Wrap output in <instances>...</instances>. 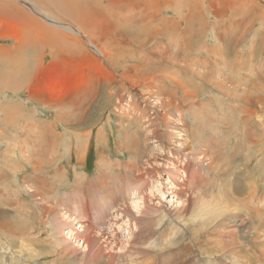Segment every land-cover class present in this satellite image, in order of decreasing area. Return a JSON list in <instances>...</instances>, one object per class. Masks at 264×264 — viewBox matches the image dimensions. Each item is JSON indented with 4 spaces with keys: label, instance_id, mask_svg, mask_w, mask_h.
I'll return each instance as SVG.
<instances>
[{
    "label": "rangeland",
    "instance_id": "obj_1",
    "mask_svg": "<svg viewBox=\"0 0 264 264\" xmlns=\"http://www.w3.org/2000/svg\"><path fill=\"white\" fill-rule=\"evenodd\" d=\"M179 262L264 264V0H0V264Z\"/></svg>",
    "mask_w": 264,
    "mask_h": 264
},
{
    "label": "bare ground",
    "instance_id": "obj_2",
    "mask_svg": "<svg viewBox=\"0 0 264 264\" xmlns=\"http://www.w3.org/2000/svg\"><path fill=\"white\" fill-rule=\"evenodd\" d=\"M194 21V20H193ZM69 31L71 32V33H74V34H78V32H77V30H75V29H69ZM156 49H158V47L156 48ZM162 49V48H161ZM204 49V48H203ZM203 49H202V52H203ZM163 51V50H162ZM159 52V54H156L155 55V58H156V60H157V64H160V63H162V61H163V55H162V52L159 50L158 51ZM158 52H156V53H158ZM203 55V54H202ZM211 55V54H210ZM174 57V56H173ZM207 59V58H206ZM177 65V64H176ZM161 65H155V67H153V68H151L150 70H151V73H154V72H159V71H161V70H163V69H161V67H160ZM175 68V67H174ZM180 69V68H179ZM179 69H177V70H179ZM149 70V71H150ZM228 72V71H227ZM143 74V73H142ZM163 76H165V74L163 75ZM173 76V75H172ZM176 76H178V74L177 75H175V77ZM166 77V76H165ZM157 79H160V80H162V79H164V78H161V77H155L154 78V82H157L158 80ZM150 81V80H149ZM172 81V87H170L169 86V88L171 89H174V92L173 93H169V91H167L166 89H165V87H163V86H154V85H152L151 86V90L152 89H155V91L156 92H153L154 94H155V96H157L158 97V95H159V93H161V96H162V94L163 95H169V97H168V99H166V100H162V99H158L157 101H156V107H154V108H152L153 110H156V109H158V108H160L162 111H164L165 113H167V112H169L170 110H177L178 108H179V106L182 104V102L184 101L183 100V97H186V96H182V98L181 97H179L178 96V92H177V88L180 86H178L173 80H171ZM152 83V81H150V83L149 84H151ZM153 84V83H152ZM148 86V85H147ZM147 90V89H146ZM166 93H168V94H166ZM187 93V92H186ZM180 95H182V93L180 94ZM194 95V94H193ZM164 97V96H163ZM189 102V101H188ZM182 106V105H181ZM179 112V111H178ZM157 114V113H156ZM192 116V115H191ZM154 118H155V121H156V118L157 117H155V114H154ZM159 118V117H158ZM193 118V117H192ZM144 119V118H143ZM159 120V119H158ZM169 120V119H168ZM163 121V120H162ZM179 121H182V115L180 116V113H178V117L175 119V122H179ZM132 124V123H131ZM162 124H164V126L162 125H160V123H159V125L161 126V127H166V128H172V126H168V123L166 122V120L162 123ZM166 124V125H165ZM175 127V126H174ZM186 133V132H185ZM178 134V136H182L183 138L185 137H188L187 135H189L190 136V133H186L185 135L184 134H180V131L177 133ZM147 135V134H146ZM180 140V139H179ZM219 141V140H218ZM184 142V141H183ZM256 142H257V140H256ZM196 144V143H195ZM253 145H255V144H253ZM188 145L186 144V146L185 145H183L182 146V144L180 145V146H178V145H176V148H175V151L177 152V151H179V149H181V150H184L186 147H187ZM189 147L190 146H188V149H189ZM163 149V148H162ZM200 150V149H199ZM231 151V150H230ZM201 152V151H200ZM207 152V151H206ZM205 151H203V153H201V154H204L205 155V160L207 161V169H208V171L209 172H212V173H214L215 172V169H217V167L215 168V161H217L216 159V156H212V154L210 153V152H208V153H206ZM199 152H198V156H199ZM200 154V155H201ZM203 155V156H204ZM203 158V159H204ZM219 161V160H218ZM222 166V165H221ZM107 168V167H106ZM214 171V172H213ZM179 182H181L182 183V180L181 181H179ZM189 184V183H188ZM166 185H167V190H168V193L167 194H170V196L174 193V192H172L173 191V189H174V187H176V186H174L175 184L174 183H170V182H168V183H166ZM194 185L195 184H191V186L193 187V189H194ZM188 186V185H187ZM218 187H221L222 188V190H220ZM230 187H231V185H230V182H229V180L227 179H225L224 181H222V182H219V181H215L214 179H212L211 181H207V182H205L204 184H203V186H201L200 187V194H201V199H199V201H198V203H197V208L199 209V212H201V213H205L206 215H209L210 214V212L211 211H213L214 209H212V208H210L211 206H213L214 207V205H213V203H212V200H216V206H218L219 204H221V203H224V202H227V199L226 198H228V192H229V190H230ZM197 188L199 189V187L197 186ZM234 190H235V192L237 191V192H240L241 191V189H240V186L239 185H234L233 187H232ZM158 196V195H157ZM258 202V201H257ZM141 203V202H140ZM215 206V207H216ZM162 211V210H161ZM257 213H258V209H256L255 210V212H252V218H256V216H257ZM224 214H222V213H220V211H218V213L215 211V212H213L212 213V218L214 219V221H215V219H219L220 218V221H218V222H220V225H219V227H221L223 230L222 231H224V227L223 226H225V225H227V224H235V219L234 218H226V216L225 217H222ZM199 216H201V215H199ZM210 216V215H209ZM222 217V218H221ZM251 218V219H252ZM254 220V219H253ZM250 221V220H249ZM258 223V222H257ZM80 229V228H79ZM80 232H81V229H80ZM139 232V231H138ZM233 234V232L231 231V232H229V233H227V236L228 237H230L231 235ZM224 235H226L225 233H224ZM171 243V242H170ZM193 245H194V247L195 248H197V246H195L196 245V243H195V241L193 242ZM174 248V247H173ZM199 248V247H198ZM162 249V248H161ZM163 250V249H162ZM158 251V250H157ZM165 253H168L167 255L166 254H161L160 255V253H158L159 255H155L156 256V258H161V259H163V260H169V259H172V255L173 256H175L174 255V253L176 254V255H179L180 254V250H177V249H171V250H168V251H166ZM191 253L193 254V251H191ZM141 254H143V256L144 255H147L148 256V253L146 252L145 254L142 252ZM178 259V258H177ZM192 259H193V257H192ZM193 262V261H192ZM180 263V262H179ZM181 264V263H180ZM189 264H190V262H189Z\"/></svg>",
    "mask_w": 264,
    "mask_h": 264
},
{
    "label": "built area",
    "instance_id": "obj_3",
    "mask_svg": "<svg viewBox=\"0 0 264 264\" xmlns=\"http://www.w3.org/2000/svg\"><path fill=\"white\" fill-rule=\"evenodd\" d=\"M79 228H80L79 226H75V230H74L73 233H72L73 236H69V235H67V234L65 233L66 238H67V239L72 238L73 240H75V238H77V236H76L75 234L77 233V231L79 230ZM80 229H81V228H80ZM69 231H71V230H69ZM75 231H76V232H75ZM78 233H79V232H78ZM76 240H77V239H76ZM76 240H75V241H76ZM80 241H81V240H80ZM80 241H79V242H80ZM81 243H82V242H81Z\"/></svg>",
    "mask_w": 264,
    "mask_h": 264
},
{
    "label": "crops",
    "instance_id": "obj_4",
    "mask_svg": "<svg viewBox=\"0 0 264 264\" xmlns=\"http://www.w3.org/2000/svg\"><path fill=\"white\" fill-rule=\"evenodd\" d=\"M85 131H87V130H85Z\"/></svg>",
    "mask_w": 264,
    "mask_h": 264
}]
</instances>
